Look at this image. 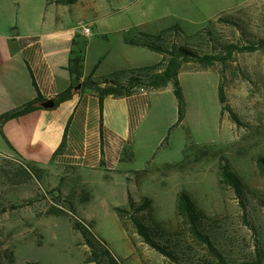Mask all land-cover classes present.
<instances>
[{"label":"rangeland","instance_id":"374dc122","mask_svg":"<svg viewBox=\"0 0 264 264\" xmlns=\"http://www.w3.org/2000/svg\"><path fill=\"white\" fill-rule=\"evenodd\" d=\"M45 1L0 0V30L34 27L41 13L52 11ZM136 1L133 9L138 8L140 19L148 22L139 26L142 31L178 24L181 30L171 32L168 44H189L200 52H225L224 46L230 44L235 46L230 58L211 68L193 62L184 65L188 118L180 136L166 137L168 149L161 148L155 160L134 171L131 179L115 184L113 180L109 188L92 180L93 190L80 191V210L60 190L44 185L36 169L23 165L17 153L0 152V264H96L87 261L92 247L74 229V216L90 227L118 264H205L213 256L181 227L177 203L182 191L206 214L204 226L229 263L260 257L264 262V175L257 165L264 156V0H247L212 19L179 9L191 7L195 0H167L170 11L160 0ZM125 5L121 0L106 2L108 10L131 9ZM245 46L257 49L241 51ZM219 85L225 104L219 100ZM222 105L230 106L237 119L228 110L221 114ZM225 165L242 179L241 196L220 183ZM128 189L137 206L145 198L151 200L138 217L159 242L175 250L174 258L147 244L131 215L122 223L112 206L128 201V207ZM52 205L65 213L51 214Z\"/></svg>","mask_w":264,"mask_h":264},{"label":"crops","instance_id":"0c3cea01","mask_svg":"<svg viewBox=\"0 0 264 264\" xmlns=\"http://www.w3.org/2000/svg\"><path fill=\"white\" fill-rule=\"evenodd\" d=\"M121 1H126L124 9H131L108 10L107 0H48L45 4H51L52 11L41 13L34 27L0 30V114L38 96L42 106L74 86L72 96L58 105L42 106L5 122L0 127V152L19 154L34 166L44 185L60 190L76 210L82 204L80 191L93 190L92 180L109 188L113 180L115 184L131 179L134 171L146 169L155 160L161 148L168 149L166 137L180 136L188 118L186 108L185 118L178 122L179 103L172 84L103 97L95 88L83 86L89 76L98 80L160 60L159 53L126 39L164 28L142 31L139 26L148 22L140 19L138 8L133 9V0ZM160 1L170 11L172 5ZM219 1L195 0L191 7L180 5L179 9H190L196 13L192 17L212 19L247 0ZM84 27L90 28L89 34ZM80 48L84 50L83 75L75 83L68 67ZM182 76L181 71L183 87ZM86 215L93 219L92 214Z\"/></svg>","mask_w":264,"mask_h":264},{"label":"trees","instance_id":"16d2710c","mask_svg":"<svg viewBox=\"0 0 264 264\" xmlns=\"http://www.w3.org/2000/svg\"><path fill=\"white\" fill-rule=\"evenodd\" d=\"M77 1L78 0H64L66 3H75ZM177 29L179 31L181 30V27L178 24L166 27L159 33L139 32L136 35L128 36L126 39L127 43L153 50L161 54L162 58L154 64L120 70L98 80H95L92 78V76H89L83 81V86L95 88L99 92L100 96L103 97L107 94H130L141 88L160 89L172 84L174 93L179 103L178 122H181L185 118L187 108L184 89L179 78L180 72L184 68V65L193 62L204 67L211 68L215 66L217 62L228 60L230 58L231 51L235 46L230 44L225 45L223 48L226 50L225 52H200L189 44H180L178 42L168 44L167 37L171 35L173 30ZM256 49V46H245L240 48L241 51H253ZM83 53V48L78 49L77 54L71 58L70 65L68 67L71 75L74 77L75 83H78L80 81V77L83 75ZM102 83H105V85L102 86ZM73 89L74 86H71L59 94L55 98L56 104L58 105L59 103L69 99L72 96ZM218 95L220 102L223 104L226 101L223 85H219ZM42 101V97L38 96L36 99L26 102L14 110L0 114V127L10 119L23 116L34 110L42 108L40 104ZM225 110L230 111L232 117L235 120L237 119L236 113L232 111L230 106L222 105L221 114H223ZM17 155L20 157V161L23 163V165L30 164L26 162L19 154ZM257 165L261 174L264 175V156H260L257 159ZM220 183L231 186L240 196L243 193L244 183L242 179L228 165H225L221 168ZM150 203L151 200L149 198H145L143 203L137 206L136 202L129 195L128 207L116 206L114 210L124 225L126 215H131V219L136 227V230L144 239V241L168 258H174L175 250H173L167 244L159 242L151 233L150 227L138 217V214L148 207ZM61 209L52 205L49 208V212L54 215H61L65 213V211ZM177 211L182 218L181 227L186 228L190 235L196 241L203 244L207 248L208 252L213 256V260H209L205 264H264L261 257L255 260H244L242 262L229 263L224 255L214 245L210 234H208L205 228L206 226H204L207 220L206 214L198 208L194 199L187 191L180 192L177 203ZM74 217L75 218L72 219L74 229L81 232L84 239L92 247V251L87 261L94 262L96 264H104L102 262V258L105 257V264H118V260L114 258L110 249L97 238V236L90 230V227L84 224L83 220H81V218L78 216ZM95 242H97V244H95ZM107 256L109 262H106ZM29 264L40 263L34 262Z\"/></svg>","mask_w":264,"mask_h":264},{"label":"water","instance_id":"95a60500","mask_svg":"<svg viewBox=\"0 0 264 264\" xmlns=\"http://www.w3.org/2000/svg\"><path fill=\"white\" fill-rule=\"evenodd\" d=\"M223 104H225V102ZM54 105H55V101L53 99H49L46 102L42 103V106H44L45 108H51Z\"/></svg>","mask_w":264,"mask_h":264},{"label":"built area","instance_id":"2783aa9c","mask_svg":"<svg viewBox=\"0 0 264 264\" xmlns=\"http://www.w3.org/2000/svg\"><path fill=\"white\" fill-rule=\"evenodd\" d=\"M84 33L89 34L90 33V28L89 27H84Z\"/></svg>","mask_w":264,"mask_h":264}]
</instances>
